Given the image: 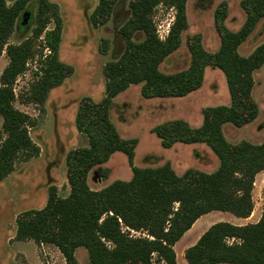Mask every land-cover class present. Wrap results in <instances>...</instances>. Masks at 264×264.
Returning <instances> with one entry per match:
<instances>
[{
	"label": "trees",
	"instance_id": "trees-1",
	"mask_svg": "<svg viewBox=\"0 0 264 264\" xmlns=\"http://www.w3.org/2000/svg\"><path fill=\"white\" fill-rule=\"evenodd\" d=\"M28 1L8 4L0 0V54L5 50L9 57L0 75V116L6 133L0 142V181L15 170L21 153L26 160L40 154V146L30 134L38 119L14 105V82L37 55V39L42 37L41 44L50 51L42 60V74L28 93L29 100L44 108L51 89L75 72L73 64L60 58L63 27L57 2L36 0L37 24L32 33L19 42L9 41L17 19L21 24ZM187 1L129 0L130 15L119 28L125 39L124 50L106 61L103 68L105 95L101 100L90 95L79 100L75 121L88 145L67 153L70 192L62 196L51 184L44 206L20 211L16 216L18 240L54 244L66 264H79L76 251L81 246L87 248L92 264H179L174 245L201 215L213 210L230 211L239 217L252 214L256 175L264 170V140L232 142L225 135L224 125L242 127L254 121L260 111L253 87L255 71L264 65V41L249 55L241 54L239 46L264 18V0H241L246 18L236 30L226 22L229 3L222 0L214 15L220 47L210 51L201 33L190 34L189 66L166 72L161 64L179 49L188 27ZM119 3L98 0L90 14L92 23L105 25ZM160 4L176 11L165 38L159 36L153 19ZM51 20L55 26L48 28ZM101 51H109L107 38L102 39ZM208 66L224 72L230 103L203 107V121L198 126L177 117L157 123L152 131L164 147L177 142L206 143L217 155L218 167L213 171L188 167L178 173L170 161L157 166L136 165L139 138L120 133L111 115L114 98L132 84H141V94L146 98L185 96L203 85ZM116 151L127 155L132 177L92 188L90 172ZM185 258L188 264H264V204L256 222H214L186 248Z\"/></svg>",
	"mask_w": 264,
	"mask_h": 264
},
{
	"label": "rangeland",
	"instance_id": "rangeland-1",
	"mask_svg": "<svg viewBox=\"0 0 264 264\" xmlns=\"http://www.w3.org/2000/svg\"><path fill=\"white\" fill-rule=\"evenodd\" d=\"M12 4L14 0H6ZM57 2L62 16L63 33L60 44V58L74 65L75 72L65 81L51 89L45 101L44 108L27 97L32 86L39 80L45 55L49 49L41 38L37 39V55L29 60L24 73L14 82L16 98L14 105L38 119L35 127L30 128L33 140L40 146V154L26 160L21 153L16 159L15 170L0 181V264H66L60 249L51 243H37L34 239L18 240L16 238L17 214L27 208L42 207L48 200V189L55 184L58 193L66 196L70 192L67 178L66 156L70 149L88 145L86 135L76 126V112L79 100L90 95L95 100H101L105 95L106 79L103 72L106 61L117 57L125 47V39L119 28L130 15L129 0H120L111 19L105 24L95 26L90 14L98 0H51ZM222 0H188V27L183 31V41L178 50L161 64L166 72L185 69L191 62V52L187 45L190 34L201 33L205 47L214 51L220 47L221 39L214 23L215 9ZM229 16L227 24L232 29H238L246 18L241 6V0H227ZM29 11L27 20L19 24L18 19L9 41L16 43L30 35L37 22V1L29 0L26 9ZM175 9L164 4L157 6L153 13L158 34L161 38L167 36L175 18ZM32 17V18H31ZM55 26L54 20L48 23V28ZM109 40V51H101L102 39ZM264 41V18L258 23L249 37L239 46L243 55H249ZM42 51V53H41ZM9 61L5 50L0 54V75ZM39 70L38 74L36 73ZM141 84L132 85L114 98L111 109L112 119L120 133L125 137L141 138L136 164L138 166L163 164L170 161L178 173H183L188 167H197L213 171L219 165V159L206 143L164 147L160 138L152 133V128L166 119L182 117L193 125L199 124L203 117L202 109L207 105L230 102V93L224 72L218 67L206 68L203 85L186 97H154L145 98L141 94ZM253 96L260 106L257 118L249 125L236 128L226 125L225 133L232 142L243 139L254 143L264 140V65L255 71ZM44 109V110H43ZM202 116V117H201ZM0 116V142L6 133L2 128ZM201 123V122H200ZM197 146V147H196ZM152 151L154 155H146ZM132 168L127 155L117 151L107 163L96 166L89 175V184L94 189H100L115 179H130ZM253 191L255 212L247 219L255 221L261 216L264 204V170L256 178ZM258 214V215H257ZM203 219L187 235H183L176 243L177 260L179 264H188L185 258L186 244L195 239L201 231L204 221L211 224L217 221L244 223V217H239L230 211L213 210L204 214ZM76 256L79 264H92L88 250L81 246L77 248ZM234 264V263H232Z\"/></svg>",
	"mask_w": 264,
	"mask_h": 264
},
{
	"label": "crops",
	"instance_id": "crops-1",
	"mask_svg": "<svg viewBox=\"0 0 264 264\" xmlns=\"http://www.w3.org/2000/svg\"><path fill=\"white\" fill-rule=\"evenodd\" d=\"M96 7V6H95ZM94 7V8H95ZM94 10V9H93ZM92 10V11H93ZM132 85H136V84H132ZM131 85V86H132ZM130 86V87H131ZM129 87V88H130ZM129 88H127V89H129ZM126 89V90H127ZM140 89H141V87H140ZM198 90V89H197ZM196 90V91H197ZM196 91H193V92H191V93H194V92H196ZM124 92V91H123ZM122 93V92H121ZM120 93V94H121ZM191 93H189V94H187V95H185V96H179V97H186V96H189ZM119 95V94H118ZM117 95V96H118ZM172 97H175V96H172ZM146 98V97H145ZM152 98H154V97H152ZM160 98H165V97H160ZM114 103H115V101H114ZM230 103V102H229ZM227 104H228V102H227ZM202 117V116H201ZM175 118H177V117H175ZM189 121V120H188ZM202 121H203V117H202V119H201V123H202ZM190 122V121H189ZM199 122V124L198 125H200L201 123ZM253 122V121H252ZM191 123V122H190ZM251 123V122H250ZM250 123H248V125L250 124ZM192 124V123H191ZM193 125V124H192ZM226 125H233L232 123H226L225 125H224V132H225V127H226ZM247 125V124H246ZM195 126H197V125H195ZM233 126H235V125H233ZM245 126V125H244ZM236 127V126H235ZM236 128H238V127H236ZM152 133H154V132H152ZM225 135H226V133H225ZM134 137H136V136H134ZM141 143H142V140H141V138H139V142H138V145H137V147H136V154H135V157H134V162H135V164H136V157L138 156V150H139V148L141 147ZM179 143H184V142H177V143H175L172 147H176L177 146V144H179ZM196 143H200V142H196ZM188 144H194V143H185L184 145H188ZM172 147H169V148H172ZM197 147V146H196ZM117 152V151H116ZM115 152V153H116ZM115 153L112 155V157L115 155ZM154 155V156H156L157 157V155H155L154 153H152V151H146V155ZM112 157L109 159V160H111L112 159ZM108 160V161H109ZM107 161V162H108ZM219 161V160H218ZM107 162H105V163H107ZM172 164V163H171ZM137 165V164H136ZM147 166H153V165H147ZM172 166H173V168H174V165L172 164ZM175 169V168H174ZM176 170V169H175ZM263 171V170H262ZM261 172V171H260ZM259 172V173H260ZM132 173V175H133V171L131 172ZM258 173V174H259ZM257 174V175H258ZM257 175H256V178H257ZM256 180L257 179H255V182H256ZM256 184V183H255ZM261 184H264V180L262 179V181H261ZM255 188V187H254ZM254 191V190H253ZM255 208V207H254ZM255 212V209L253 210V212H252V214L249 216V217H244V223L243 224H245V223H248V222H256V221H258L259 220V218L261 217L260 215L259 216H257L258 217V219H256L255 221H248L247 219H249L252 215H253V213ZM206 214V213H205ZM204 215V214H203ZM203 215H201L194 223H193V225H192V227L190 228V229H188L184 234L185 235H187L190 231H192L194 228H195V226L198 224V223H200V221L203 219ZM258 215V214H257ZM210 221H212V220H208V221H204L203 222V226H202V228H201V231L197 234V236H196V238L195 239H191L190 241H188V243L186 244V246H188V245H192V244H194L198 239H199V237L202 235V233L206 230V229H208V227L210 226V225H212L211 224V222ZM237 224V223H236ZM239 224H242V223H239ZM183 234V235H184ZM183 237V236H182ZM181 237V238H182ZM180 238V239H181ZM179 241V240H178ZM177 241V242H178ZM176 242V243H177ZM176 243H175V245H176ZM175 245H174V247H175ZM176 250V249H175ZM176 253H177V251H176ZM218 264H232V263H218Z\"/></svg>",
	"mask_w": 264,
	"mask_h": 264
},
{
	"label": "water",
	"instance_id": "water-1",
	"mask_svg": "<svg viewBox=\"0 0 264 264\" xmlns=\"http://www.w3.org/2000/svg\"><path fill=\"white\" fill-rule=\"evenodd\" d=\"M27 14H29L28 10L23 13V17H24L23 22H25L27 20V17H26Z\"/></svg>",
	"mask_w": 264,
	"mask_h": 264
},
{
	"label": "flooded vegetation",
	"instance_id": "flooded-vegetation-1",
	"mask_svg": "<svg viewBox=\"0 0 264 264\" xmlns=\"http://www.w3.org/2000/svg\"><path fill=\"white\" fill-rule=\"evenodd\" d=\"M25 11H27V10H25ZM25 11H24V12H25ZM24 12H23V13H24ZM28 12H29V11H28ZM23 13H22V15H21V23H23V20H24ZM27 16H29V17H30V15H29V14H27ZM27 18H28V17H27Z\"/></svg>",
	"mask_w": 264,
	"mask_h": 264
},
{
	"label": "built area",
	"instance_id": "built-area-1",
	"mask_svg": "<svg viewBox=\"0 0 264 264\" xmlns=\"http://www.w3.org/2000/svg\"><path fill=\"white\" fill-rule=\"evenodd\" d=\"M170 29V28H169ZM169 29H167V35H168V33H169ZM48 49H49V47H47ZM50 51V50H49Z\"/></svg>",
	"mask_w": 264,
	"mask_h": 264
}]
</instances>
